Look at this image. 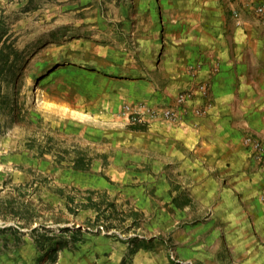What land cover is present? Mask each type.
<instances>
[{"label": "rangeland", "instance_id": "rangeland-1", "mask_svg": "<svg viewBox=\"0 0 264 264\" xmlns=\"http://www.w3.org/2000/svg\"><path fill=\"white\" fill-rule=\"evenodd\" d=\"M167 27L163 0H0V264L173 252L179 205L195 210L155 146L182 120L157 95Z\"/></svg>", "mask_w": 264, "mask_h": 264}, {"label": "crops", "instance_id": "crops-1", "mask_svg": "<svg viewBox=\"0 0 264 264\" xmlns=\"http://www.w3.org/2000/svg\"><path fill=\"white\" fill-rule=\"evenodd\" d=\"M163 3L169 43L160 53L166 79L157 95L167 105L181 93L188 98L182 120L163 123L155 146L178 162L180 178L192 180L195 213L187 223L188 205H179L183 226L173 252L163 247L150 264L173 257L181 264H264V166L245 144L253 136L264 148V22L255 12L261 0ZM154 83L150 77L152 92Z\"/></svg>", "mask_w": 264, "mask_h": 264}, {"label": "built area", "instance_id": "built-area-1", "mask_svg": "<svg viewBox=\"0 0 264 264\" xmlns=\"http://www.w3.org/2000/svg\"><path fill=\"white\" fill-rule=\"evenodd\" d=\"M244 1L247 4L255 6L256 0H244ZM255 12L264 22V0H261V3L255 6ZM201 88L205 94L208 92V89L206 86H202ZM187 98H188V93L179 94L178 98L176 99V103L170 106V108L166 109L165 111L166 116L175 118L177 117V115H180L182 107H184L187 101ZM204 112H205L204 110H200V109L196 111L198 115H202ZM245 144L251 148L252 153L255 159L259 162V164L264 166V148H263L262 142L253 136H248L245 139Z\"/></svg>", "mask_w": 264, "mask_h": 264}, {"label": "trees", "instance_id": "trees-1", "mask_svg": "<svg viewBox=\"0 0 264 264\" xmlns=\"http://www.w3.org/2000/svg\"><path fill=\"white\" fill-rule=\"evenodd\" d=\"M17 73V71L15 72V74Z\"/></svg>", "mask_w": 264, "mask_h": 264}]
</instances>
